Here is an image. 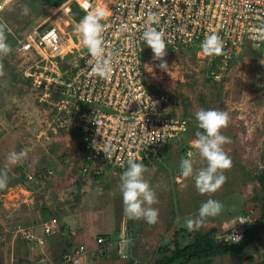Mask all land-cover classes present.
Segmentation results:
<instances>
[{
    "label": "rangeland",
    "instance_id": "obj_1",
    "mask_svg": "<svg viewBox=\"0 0 264 264\" xmlns=\"http://www.w3.org/2000/svg\"><path fill=\"white\" fill-rule=\"evenodd\" d=\"M72 1L64 0L59 4L58 0H12L0 13V28L11 46L8 54L0 55V174L7 175L6 186L0 188V264H44L57 257L56 252H51L54 249L50 251L46 244V247L30 246L32 251L29 252L23 241L25 229L36 231L44 219H51L43 213L45 208L61 224L68 222L71 228L75 222L79 229L85 224L90 228L108 224L115 227L114 232L109 233L113 244L108 255L103 259H84L83 264L119 262L117 247L124 232L134 235L132 242L122 244L125 248L129 246L131 258L143 264H154L159 260L158 252L163 246L175 248L176 240L182 246L189 244L192 239L189 235L194 232L206 233L214 228L218 233L228 232L234 220L247 210L257 213L260 208L257 199H260L262 189L256 176L264 169L263 51L251 44L244 46L240 56L222 75V81L211 82L207 74L211 61L204 55L199 56L197 51L175 52L166 48L163 59L168 67L164 71L158 67L160 61L153 59L152 49L146 50L143 58L146 82L153 91L159 90L173 98L171 117L188 119L195 127L198 126L195 112L200 108L228 112L230 121L221 132L230 138V143L223 148L232 163L230 168L222 170L227 179L218 190L201 193L196 187L195 174L187 178L180 174V163L184 158L193 161L194 170L207 166V161L193 146L194 139H187L185 134L187 140L176 141L165 155L163 164L147 166L144 173V178L156 192L157 202L152 207L159 211L157 222L149 224L144 219H129L123 211L120 191V177L126 169L107 175L98 183L82 178L77 139L72 133L51 126V107L41 104L33 87L21 78L20 69H23L25 59L16 55V37L21 39L42 24L61 26L64 42L69 45L67 50L73 48L74 52L69 53L64 62L73 63L84 53L81 33L70 20L74 18V10L67 15L61 10ZM24 7L29 9L28 15L22 14ZM74 22L78 24L79 21ZM21 150L26 155L11 164L9 154ZM42 169L48 170L49 174L38 180L36 174ZM23 172L33 179L27 182L18 180ZM80 179L86 184L82 186L84 215L78 213L79 209L75 213L71 208L74 194L79 191ZM208 199L221 202L223 208L216 216L200 217V205ZM188 221H192L191 227ZM83 230L82 227L80 232ZM38 236L44 237L46 242L57 237H45L42 229ZM96 239L89 238L91 244L95 240V246L90 250L97 249ZM72 241L76 242L78 238L74 241L73 237ZM252 249L244 258L253 262L241 264H256V252ZM58 259L60 262L62 258L59 256ZM232 262L238 264L237 260L216 257L211 264Z\"/></svg>",
    "mask_w": 264,
    "mask_h": 264
},
{
    "label": "built area",
    "instance_id": "obj_2",
    "mask_svg": "<svg viewBox=\"0 0 264 264\" xmlns=\"http://www.w3.org/2000/svg\"><path fill=\"white\" fill-rule=\"evenodd\" d=\"M11 2H0V13ZM72 3L85 15L93 9L105 10L101 20L105 26L104 46L106 52L118 56L110 76L92 72L96 61L85 46L79 59L64 62L74 52L73 48L67 50L69 45L58 24H42L23 38L16 37L15 52L18 58L25 59L20 69L22 78L30 81L39 102L52 109L51 126L61 132L83 134L79 141L86 142V165L81 170L84 176L91 172L104 174L110 169L125 170L129 159L152 166L165 159L168 148L182 139L190 126L187 119L171 117L173 98L153 91L146 82L143 58L149 47L141 37L147 27L164 33L166 48L197 51L199 56L215 61L217 71L212 76L218 82L244 46L251 44L264 53V0H74L61 9L66 15L72 11ZM213 32L224 42L219 55L206 54L200 47ZM255 214L247 210L234 220L228 232L217 233L216 240L240 243L249 227L260 225ZM261 225L264 228V222ZM42 231L45 237L57 235V219L44 223ZM23 234L37 247L46 244L44 237L28 229ZM132 238V234L122 233L117 247L118 264H142L131 259L122 245ZM111 245L107 238L99 236L96 250L80 245L64 255L59 264L103 259ZM252 248L256 264H264V230Z\"/></svg>",
    "mask_w": 264,
    "mask_h": 264
},
{
    "label": "clouds",
    "instance_id": "obj_3",
    "mask_svg": "<svg viewBox=\"0 0 264 264\" xmlns=\"http://www.w3.org/2000/svg\"><path fill=\"white\" fill-rule=\"evenodd\" d=\"M22 14L28 15L29 9L24 7ZM105 15L106 12L103 8L93 9L76 25L77 31L83 36V44L88 49L91 57L96 61L92 67V72L101 77L110 76L115 70V65L118 63V56L106 52L104 46L102 33L105 26L101 23V20ZM141 38L152 49L154 54L153 59L160 61L158 67L166 71L168 64L163 58L167 54V44L164 33L149 26L143 31ZM200 47L206 54L219 55L223 51L224 42L218 33L213 32L205 37ZM10 51L11 46L6 41L4 30L0 28V55H6ZM195 119L198 122V128L203 131L195 133L196 138L192 143L200 156L207 161V166L194 170L193 161L190 158H184L180 163V174L185 178L195 174L196 187L201 193L215 192L227 179L222 170L230 168L232 163L231 157L223 148V145L230 143V138L221 132V129L227 127L230 116L225 110L200 108L195 112ZM25 155L26 153L23 150L19 153L13 151L9 154L8 160L11 164H15ZM127 165L128 167L120 177V191L123 199L124 214L129 219H144L147 223L154 224L157 222L159 211L157 208L152 207L157 202L156 192L144 178L147 165L142 160L133 159H129ZM6 184L7 175L0 174V188L5 187ZM222 208L221 202L208 199L200 205L198 210L199 216H216L221 212ZM191 225L192 221H188V226L191 227ZM107 240L111 242L110 239L107 238ZM126 252L128 253V251ZM129 256L131 258V255Z\"/></svg>",
    "mask_w": 264,
    "mask_h": 264
},
{
    "label": "trees",
    "instance_id": "obj_4",
    "mask_svg": "<svg viewBox=\"0 0 264 264\" xmlns=\"http://www.w3.org/2000/svg\"><path fill=\"white\" fill-rule=\"evenodd\" d=\"M58 1L60 4L64 0H58ZM72 10H74V11H72V15L74 17L72 19H74V20L80 21L85 15V13L78 7L77 4H73ZM214 71H217V63L215 61L211 62L210 68L207 72L208 79L211 82L215 81L213 76H212V73ZM21 78H22V76H21ZM22 80L25 84L30 85V81H25L23 78H22ZM197 131H203V130L199 129L198 126L192 127L190 125L187 132H186V137L188 136L187 139L188 138H189V140L195 139L196 138L195 133ZM72 134L74 136L73 138L77 139V141H78V143H77V148L79 151L78 154L80 155V159L82 161V164H81L82 166L80 169L83 170V168L86 165V159H85L86 158L85 154L87 151L86 150V142H85V140L79 141V138L83 137L82 133L77 132V131H73ZM187 139L184 136L181 140H184V142H185ZM170 148H168V150H170ZM165 160L166 159L159 160V161H156L155 163L163 164L165 162ZM117 171H123V170L110 169L108 172H106L104 174H96V173L91 172V173L86 174L85 176L81 173V171H80V173H81L82 178L90 179L94 183H98V181L101 180L102 178H104L105 176L114 174ZM46 174H49L48 170H43V169L39 170L36 174V178L38 180H43V178ZM256 178L258 180V184L260 185V187L262 189L261 197H260V199H257L259 204H260L259 210L258 211L256 210L258 213V216L256 215L257 213L255 214L258 222H260V225L249 227L247 230L246 237L243 241H241L240 243H237V244H230V243L225 242V241H218V240H216V235L218 233V229H216V228H214V229H212L206 233L194 232L193 234L189 235L192 238L189 244L182 246V244L175 239L176 240L175 241L176 245L174 244L175 248H171L170 246H163L162 248H160L159 252H158L160 255V258L154 264H204L205 262L210 261L211 259H214L216 257L218 258V257H226V256L236 257L240 260L245 259L244 255H245L246 251H248V249H250L253 246V244L257 241V239L259 238V236L261 235V233L264 230L263 226L261 225V223L264 222V169L260 172L259 175L256 176ZM18 180H20L22 182L23 181L27 182L29 180L27 173L23 172L22 176H20V178ZM18 180H16V181H18ZM84 183H85V181L80 179L79 188H78L79 191L76 194H74V199L72 201L71 208H72V210L75 211V213H77L78 209H79L78 213H81V214H83V212L85 211L84 204H83V197L85 195H83L84 192H82L84 190V189H82V186L86 185V184L84 185ZM253 209L255 210L256 208H253ZM43 213H45L46 217L47 216L51 217V219H44L42 225L46 222L51 221L52 219H56L55 217H52L53 216V215H51L52 212L49 209H46V208L43 209ZM83 215L81 216L82 218H84ZM57 221H58V233L59 234H61V232L64 233L65 242L61 246V248H59V250L56 254L57 257H55L53 260H48L49 262L44 263V264H59L60 263L58 261L59 256L63 259L64 255H66L67 253L73 252L78 247L76 244H73L74 242L72 241L73 228H71V225L68 222H64L61 224V222L59 221L58 218H57ZM86 225H84L82 227L85 228ZM40 227L42 228V226H40ZM82 227L78 230V232H80ZM28 231L32 232L35 236H38L37 230L34 231V229H32V231H31V229H28ZM23 241L27 244L28 251L29 252L32 251L30 249V246L33 247L35 245L33 243L25 240V238H23ZM251 259L253 260V258H251ZM41 261H42V259H41Z\"/></svg>",
    "mask_w": 264,
    "mask_h": 264
},
{
    "label": "crops",
    "instance_id": "obj_5",
    "mask_svg": "<svg viewBox=\"0 0 264 264\" xmlns=\"http://www.w3.org/2000/svg\"><path fill=\"white\" fill-rule=\"evenodd\" d=\"M86 225V224H85ZM88 225V224H87ZM85 226V228H84V230H83V232H78V230H79V225L77 226V222H75L74 223V227H73V234H72V237H74V241H76V238H78V241H76V242H74L73 244H76L77 243V246H80V245H85V246H87L88 248H92V247H94L95 245H94V243H95V240H94V242H93V244H91L90 242H88V240H89V238H91L92 236L93 237H98V236H102V237H106V238H108V239H110L111 240V242L113 241V239L109 236V233H110V231H113L114 232V229H115V227H112V225H110V224H108L107 226H105V225H98L97 227H95V228H93V227H88V226ZM214 226V225H213ZM212 226V227H213ZM102 229L103 228V231L102 232H100V229ZM214 228V227H213ZM41 227H38V229H37V231L38 232H41ZM93 230H95V232H93ZM65 232V231H64ZM112 232V233H113ZM131 233V232H130ZM131 234H133V233H131ZM55 236H57L56 238H54L53 240H52V238H51V240H49L48 239V241L46 242V246H47V249H49L50 251L52 250V249H54V250H52L51 252L52 253H54V252H58V250H59V248H61V246L64 244V242H65V236H64V233L63 232H61V234H57V235H55ZM157 237H159L160 235H159V233H157V235H156ZM133 238H134V235H133ZM139 240H140V238H139ZM133 241V240H132ZM131 241V242H132ZM113 243V242H112ZM45 246V247H46ZM128 246V245H127ZM111 247V246H110ZM109 247V248H110ZM131 247H133L132 245H131ZM130 247V248H131ZM128 248H129V246L126 248V251H128V253H129V250H128ZM139 248H141V247H139ZM249 250V249H248ZM136 251V250H135ZM137 251H141L142 252V249L141 250H138L137 249ZM136 251V253H138ZM132 252H134V250L132 251ZM247 252V251H246ZM139 254V253H138ZM132 257V256H131ZM244 257H245V255H244ZM224 258H227V259H233V260H237V262H238V264H241V262L242 263H247V262H249V263H252V262H250L249 260H246V258L245 259H243V260H240V259H238V258H236V257H230V256H226V257H224ZM212 261H213V259H211L210 261H207V262H205L204 264H211L212 263ZM230 261V260H229ZM146 264V263H145ZM232 264H234L233 262H232ZM255 264V263H254Z\"/></svg>",
    "mask_w": 264,
    "mask_h": 264
}]
</instances>
